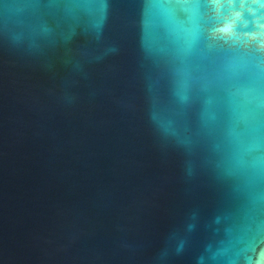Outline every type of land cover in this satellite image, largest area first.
Wrapping results in <instances>:
<instances>
[{
    "label": "water",
    "instance_id": "water-1",
    "mask_svg": "<svg viewBox=\"0 0 264 264\" xmlns=\"http://www.w3.org/2000/svg\"><path fill=\"white\" fill-rule=\"evenodd\" d=\"M0 264H264V0H0Z\"/></svg>",
    "mask_w": 264,
    "mask_h": 264
}]
</instances>
